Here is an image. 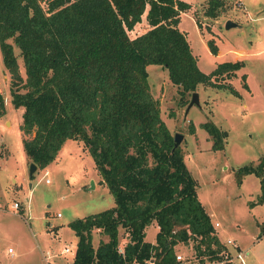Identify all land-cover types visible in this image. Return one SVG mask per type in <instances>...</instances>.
<instances>
[{
    "label": "trees",
    "instance_id": "16d2710c",
    "mask_svg": "<svg viewBox=\"0 0 264 264\" xmlns=\"http://www.w3.org/2000/svg\"><path fill=\"white\" fill-rule=\"evenodd\" d=\"M209 3L206 11L215 15L221 0ZM189 8L187 0H0V48L11 74V101L23 107L19 127L31 135L23 139L26 156L43 168L67 139L80 140L114 197L110 208L68 222L77 235L72 264H150L152 256L155 264H181L175 245L191 238L200 253L222 249L148 79L149 64L163 65L184 104L200 83L238 94L225 78L245 62L224 60L203 71L179 27L181 12ZM143 14L150 27L131 37L128 30ZM9 39L20 49L24 79ZM208 46L217 52L213 38ZM5 112L0 93V116ZM201 125L212 148H223L215 123ZM252 172L260 177L264 201V155L256 165L239 166L237 181ZM153 222L159 229L151 242L145 236ZM120 227L129 236L124 253L118 250ZM95 228L107 236L96 246Z\"/></svg>",
    "mask_w": 264,
    "mask_h": 264
},
{
    "label": "rangeland",
    "instance_id": "374dc122",
    "mask_svg": "<svg viewBox=\"0 0 264 264\" xmlns=\"http://www.w3.org/2000/svg\"><path fill=\"white\" fill-rule=\"evenodd\" d=\"M187 1L191 8L181 12L179 27L186 32L199 67L209 72L220 61L245 62L233 77L225 78L238 94L200 83L196 89L200 105L194 104L186 111L189 102L182 103L178 86L168 77L167 69L158 64L147 67L150 90L159 100L160 115L171 132L184 134L179 146L196 179L199 200L211 220L221 224L216 230L219 241L235 239L246 249L247 264H264L260 177L252 172L238 182L236 174L239 166L256 165L264 155V0H221L215 15L206 11L209 0ZM227 19L237 24L227 29ZM149 27L143 14L128 33L134 37ZM210 38L218 45L216 53L210 51ZM9 41L24 79L20 49L12 39ZM243 73L247 86L243 85ZM11 85L0 48V93L6 110L0 116V264H72L77 235L68 222L110 208L114 205L113 194L99 181L101 175L92 155L82 141L74 138L67 139L57 157L30 177L31 161L24 152L23 139L31 135L19 127L23 107H14ZM187 97L190 101L192 96ZM206 120L213 121L222 132L223 148H212V137L201 125ZM190 123L194 124V133L189 132ZM15 201L20 204L17 209L13 207ZM157 231L155 222L150 223L145 240H155ZM128 237L120 227L118 244L123 246ZM106 239L100 228L93 230L95 246ZM196 244L192 238L178 242L175 253L185 256L187 264L202 263L204 256L212 254L200 253ZM66 246L70 252L64 251Z\"/></svg>",
    "mask_w": 264,
    "mask_h": 264
},
{
    "label": "built area",
    "instance_id": "2783aa9c",
    "mask_svg": "<svg viewBox=\"0 0 264 264\" xmlns=\"http://www.w3.org/2000/svg\"><path fill=\"white\" fill-rule=\"evenodd\" d=\"M47 181H49L47 179ZM19 202L15 201L13 203V207L17 209L19 207ZM58 216L61 215L60 212L57 213ZM212 225L214 226L215 233L218 227H220L221 224H219L218 221H213L212 220ZM221 243V242H220ZM223 246L222 249L218 252L215 253V255H211L210 257H203L204 260L202 263L199 264H247V261L245 260L246 252L245 248L241 247V245L236 242L235 239L227 237L224 241H222ZM10 251H12V248H8ZM118 250L120 253H124V245L121 246L118 244ZM65 252H70L71 248L70 247H65L64 248ZM191 257L195 258L196 256L191 254ZM175 258L177 262H180L181 264H187L188 260L185 256H183L181 253H175ZM155 258L152 256L148 258L147 263L150 264H155L154 263ZM135 264H140V263H135ZM193 264H197L194 262Z\"/></svg>",
    "mask_w": 264,
    "mask_h": 264
},
{
    "label": "water",
    "instance_id": "95a60500",
    "mask_svg": "<svg viewBox=\"0 0 264 264\" xmlns=\"http://www.w3.org/2000/svg\"><path fill=\"white\" fill-rule=\"evenodd\" d=\"M237 22L236 21H232L230 19L226 20V24L225 27L228 29L230 27H233L234 25H236ZM191 100L189 101V103L186 106V111L194 104L196 105H200V96L199 93L197 91L192 92L191 94ZM184 134L183 133H179V132H175L174 134V148L178 147L182 141ZM38 168L37 164L34 162L30 163L29 166V172L28 174L30 175V177L32 178V176L35 173V170Z\"/></svg>",
    "mask_w": 264,
    "mask_h": 264
},
{
    "label": "crops",
    "instance_id": "0c3cea01",
    "mask_svg": "<svg viewBox=\"0 0 264 264\" xmlns=\"http://www.w3.org/2000/svg\"><path fill=\"white\" fill-rule=\"evenodd\" d=\"M23 111V110H22ZM46 167V166H45ZM99 181L102 183V181H101V178L99 179ZM201 203L203 204V202L201 201ZM203 206H204V204H203ZM205 208H206V206H205ZM206 210L208 211V209L206 208ZM208 213H209V211H208ZM213 220V219H212ZM155 225L157 226V224L155 223ZM158 229H159V226H158ZM155 240H153V241H151V242H154ZM223 241H224V239H223ZM72 262V261H71Z\"/></svg>",
    "mask_w": 264,
    "mask_h": 264
}]
</instances>
